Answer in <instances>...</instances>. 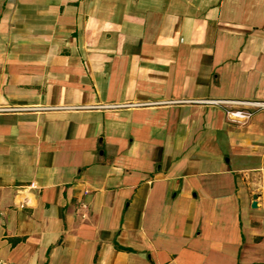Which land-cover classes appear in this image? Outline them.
Returning <instances> with one entry per match:
<instances>
[{
  "label": "crops",
  "instance_id": "crops-1",
  "mask_svg": "<svg viewBox=\"0 0 264 264\" xmlns=\"http://www.w3.org/2000/svg\"><path fill=\"white\" fill-rule=\"evenodd\" d=\"M215 100L264 101V0H0V259L264 264V110Z\"/></svg>",
  "mask_w": 264,
  "mask_h": 264
},
{
  "label": "built area",
  "instance_id": "built-area-1",
  "mask_svg": "<svg viewBox=\"0 0 264 264\" xmlns=\"http://www.w3.org/2000/svg\"><path fill=\"white\" fill-rule=\"evenodd\" d=\"M217 104L236 105L238 107H230L226 110L227 118L234 123H245L257 110H264V101H236V100H215L211 101ZM3 213L0 211V219ZM0 264H8L0 259Z\"/></svg>",
  "mask_w": 264,
  "mask_h": 264
},
{
  "label": "trees",
  "instance_id": "trees-1",
  "mask_svg": "<svg viewBox=\"0 0 264 264\" xmlns=\"http://www.w3.org/2000/svg\"><path fill=\"white\" fill-rule=\"evenodd\" d=\"M118 249L120 250H125V251H131V249L129 248H126V247H122V246H119V245H116Z\"/></svg>",
  "mask_w": 264,
  "mask_h": 264
},
{
  "label": "water",
  "instance_id": "water-1",
  "mask_svg": "<svg viewBox=\"0 0 264 264\" xmlns=\"http://www.w3.org/2000/svg\"><path fill=\"white\" fill-rule=\"evenodd\" d=\"M252 207H255V203L252 204Z\"/></svg>",
  "mask_w": 264,
  "mask_h": 264
}]
</instances>
